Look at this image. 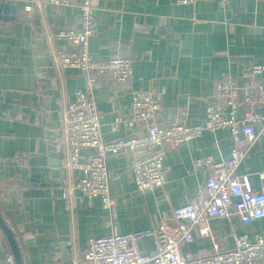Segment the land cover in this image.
I'll return each mask as SVG.
<instances>
[{"label": "crops", "instance_id": "crops-1", "mask_svg": "<svg viewBox=\"0 0 264 264\" xmlns=\"http://www.w3.org/2000/svg\"><path fill=\"white\" fill-rule=\"evenodd\" d=\"M94 16L92 58L107 60L118 52L130 56L133 67L127 84L105 82L94 90L105 142L132 134L125 128L112 132L110 124L130 113L133 91H149L158 99L159 124L184 117L186 124L198 125L218 79L237 76L252 63L264 64V1L229 0L220 9L208 1L179 6L174 0H97ZM77 17L73 7L0 0V170L9 187L1 188L0 199L8 208H17L14 218L19 223L10 227L22 264H90L83 259L90 239L171 221L173 208L197 194L206 197L208 171L194 170L193 160L225 161L233 146L229 132L218 130L166 150L165 183L153 193L137 191L127 160L111 156L107 169L116 204L110 210L99 199L73 190L81 174L66 165V155L56 151V144L65 137L67 105L85 84L77 70L59 68L54 57L68 47L58 33L76 26ZM39 58L42 66L37 65ZM256 132L259 137L237 170L249 176L254 189L264 171L263 123L256 125ZM51 145L60 161L57 180L51 175ZM91 153L83 150L81 159ZM209 227L211 237L194 232L182 252L202 256L211 253L214 244L231 250L238 235L253 239L261 234L264 219L243 225L237 216L215 218ZM141 247L148 253L152 241L142 240ZM3 261L0 253V264Z\"/></svg>", "mask_w": 264, "mask_h": 264}, {"label": "built area", "instance_id": "built-area-1", "mask_svg": "<svg viewBox=\"0 0 264 264\" xmlns=\"http://www.w3.org/2000/svg\"><path fill=\"white\" fill-rule=\"evenodd\" d=\"M96 1L36 0L39 5L78 10L76 26L58 33L68 47L54 57L59 68L77 70L85 84L84 90L78 91L67 105L65 137L56 144V151L66 155V165L81 174L72 189L88 199H99L110 210L116 204L107 169L111 156H123L127 160L137 191L153 193L165 183L166 150L176 149L203 132L218 130L229 132L233 146L225 161L214 162L210 157L193 160L194 170L208 171L204 185L206 197L197 194L190 202L173 208L171 221H161L154 228L127 233L113 230L106 237L90 239L83 259L90 264H264V230L253 239L246 234L238 235L231 250L214 244L211 253L206 255L191 257L182 252V246L193 241L194 232L211 237L209 221L212 219L237 216L243 225L264 219V171L258 174L257 189L252 187L247 174L237 173L247 150L259 137L256 125H264V110L258 111L264 109V64L252 63L237 76L218 79L213 97L205 105V119L198 125L186 124L184 117L159 124L158 99L149 91H133L130 113L116 116L110 124L112 132L125 128L133 130L132 134L105 142L94 90L105 82L127 84L133 67L130 56L118 52L107 60L90 55L89 39L96 32ZM202 1L214 2L223 9L229 0H174V4L187 6ZM32 8L31 5L25 9ZM83 150L92 151L84 160L81 159ZM144 239L152 241V250L148 253L141 247Z\"/></svg>", "mask_w": 264, "mask_h": 264}, {"label": "water", "instance_id": "water-1", "mask_svg": "<svg viewBox=\"0 0 264 264\" xmlns=\"http://www.w3.org/2000/svg\"><path fill=\"white\" fill-rule=\"evenodd\" d=\"M43 58H39L37 60V65H43ZM41 72V71H40ZM39 78L42 79L43 76L39 73ZM51 150L50 157L51 166L53 169L51 170V175L53 179H59V163L60 161L57 159V154L55 153V146H49ZM19 174V172L17 173ZM6 174H3L0 170V190L3 191L8 190V185L5 182L4 178H6ZM6 184V185H5ZM2 188V189H1ZM17 208L15 206H8L2 202L0 199V253L1 257L4 259V264H22V256L20 253L19 245L16 241L14 233L10 227V224H17L19 221L14 218V214H16Z\"/></svg>", "mask_w": 264, "mask_h": 264}]
</instances>
